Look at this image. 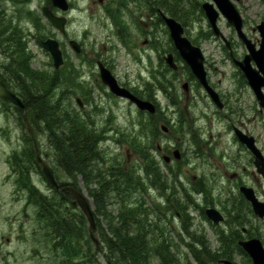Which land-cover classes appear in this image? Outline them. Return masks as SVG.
Returning <instances> with one entry per match:
<instances>
[{
  "label": "flooded vegetation",
  "instance_id": "af4514ba",
  "mask_svg": "<svg viewBox=\"0 0 264 264\" xmlns=\"http://www.w3.org/2000/svg\"><path fill=\"white\" fill-rule=\"evenodd\" d=\"M86 1L87 6L84 9L90 17L94 21L106 22L113 29L119 45L123 49H129L133 54L135 63L149 70L150 82H145L142 88H132L121 84L103 62L121 87L128 89L140 100L151 102L155 106V113L140 110L130 100L112 94L101 82L98 70L99 83L111 100L126 102L135 109L137 122L133 130L138 129L139 134L138 132H130V134L141 141H135L133 144L139 143V148L154 146L152 157L158 168H164L172 177V181L178 175L176 191L181 197L180 200L184 201L181 211L176 214L179 220L186 223L189 219L194 220L188 212L191 208L198 218L210 227L209 234L213 240L208 238L204 230L198 231L200 240H194L187 231H182V245L187 259L215 260L218 264H222L223 261L234 263L235 259L239 258L244 264H253L250 252L242 243L257 241L259 243L255 245L260 244L264 248V234H262L264 232L262 231L264 230V73L255 60L261 58L257 55V51L261 49L262 44V31L259 26L264 24V20L259 17L254 25L248 22L250 20L247 17L249 13L247 0H228L232 5V12L240 18V28L229 22L219 7V0ZM8 2L15 6L16 3H21L20 10L25 7L29 14L36 16L38 21L34 26L36 35L32 34L34 37L41 32L42 21L47 27L53 28L56 35L62 38L67 36L70 13L74 10L73 0H66L67 10L56 7L51 0H8ZM207 9L216 13L217 29L213 28ZM44 10L52 16L65 18L64 32L58 30L49 21ZM220 21L226 22L228 30L222 29ZM173 34L180 39H176ZM56 41L62 52L63 63L54 72L69 79L75 75L74 67L72 68L66 61L61 42ZM71 41L68 40V43L72 48ZM187 42L202 53L206 81L211 92L197 79L183 56V51L188 47ZM78 44L80 52L76 55L82 52V46ZM219 54L221 56H217ZM213 56L220 60L215 63L216 59H212ZM242 62L244 67L256 71L253 73L255 82L252 83L246 76L239 65ZM225 64L231 72L229 79L232 90L223 91L222 79L215 81L214 77L220 69L217 65ZM77 76V79L82 80L83 75ZM85 84L83 80L78 87L85 88ZM90 90L91 93L87 90L83 97L74 96L77 106L81 108L79 112L82 111L81 113L90 116L89 128L104 134L120 132L113 126V117L117 115L115 116L108 107H104L106 115H103L108 121L103 123L93 120L102 104L89 101L90 95L93 97L94 94V90L92 91L91 88ZM160 97L167 100V108L162 109ZM232 101L238 104L234 106ZM3 113L5 114L6 111H2ZM177 122L181 131L178 141L173 142L175 138L173 127ZM214 122L223 126L224 136L229 141H222V135L214 134L211 129H207V124L212 126ZM39 131L43 133L42 128ZM156 134L163 139V142L157 141L152 144L151 139L153 140ZM108 143V140H98L99 147H104ZM43 150V145L39 144V153L53 168L59 186L51 188L40 166L39 174L32 175L33 185L41 195L55 198L59 196L61 201L66 196L67 204L79 211L71 204L73 198L69 187L78 190L73 185V177L66 176L58 170L53 161L54 153L50 144L49 150ZM129 159L128 157V162ZM137 160L139 161L138 158ZM21 164L24 166V163ZM13 175L17 189L14 193L21 192L26 199L22 211L28 210V207L33 209L30 203L27 204L28 194L24 185L17 188V175L14 172ZM61 176H65L67 181H61ZM19 178L23 180L25 175H19ZM41 178L49 185L47 190L40 186ZM88 197L91 199L89 194ZM35 216L39 221H31L30 217L22 219L18 214L13 217L14 223L23 220L24 224L19 225L17 231L27 236L26 242L27 238H34V242L40 244V247L36 245L34 252L30 253L29 259L32 264H39L44 252L48 261L57 260L59 251L56 243L58 236L56 225L41 221L39 216L36 214ZM77 224L83 223L78 220ZM25 225H32L27 232L24 230ZM83 237L90 238L89 229L86 232V227L83 228ZM3 241L5 245H0V264H12L15 260V257L12 259L14 255L4 252L11 246L10 238H3Z\"/></svg>",
  "mask_w": 264,
  "mask_h": 264
},
{
  "label": "trees",
  "instance_id": "16d2710c",
  "mask_svg": "<svg viewBox=\"0 0 264 264\" xmlns=\"http://www.w3.org/2000/svg\"><path fill=\"white\" fill-rule=\"evenodd\" d=\"M3 14L0 12V78L16 91L23 100L25 109L0 102L2 111L16 112L17 117H21V126L26 129L22 117L25 112L36 134L40 132L36 124H40L43 133L47 134L58 170L66 176H72L76 187L77 179L81 177L94 205L97 233L101 242L98 247L90 238L83 237L86 221L80 211L67 204L66 196L62 201L59 196H44L33 185L32 175L40 167L35 162L36 153L31 138L24 130L23 140L26 146L21 153H14L10 157V164L17 175L18 187L24 185L35 214L41 221L56 225L59 255L64 261H72L71 258L78 256L76 260L85 259L87 264H97L96 253H103L108 264H181V258L173 252L175 246L180 249V243L175 245L168 235L169 230H173V221L168 226L165 222L168 213L173 216L169 203L174 202L178 208L177 201L170 198L166 207L163 202H154L150 207L145 201L144 195L151 190L150 185L162 193L167 187V180L161 175L157 163L147 150L150 147L139 148V143L134 145L135 141L131 142L140 157L137 162L140 170L130 165L126 168V160L125 163L112 161L113 155L108 149L104 150L98 145V140H103L107 134L89 128L90 116L71 109L66 103H70L68 98L75 96L74 92L68 85H63L62 89L59 85H75V81L55 73L51 77L32 72L31 81L26 76L31 55L27 51L25 37L18 27H12L8 23L6 26ZM4 44H7V48L3 47ZM58 89L62 94L57 92ZM22 174L25 175L23 180L19 178ZM111 201H116V213L108 210ZM99 218H103L106 223L105 229L101 227ZM78 220L83 224H77ZM189 221H180L178 224L179 241L182 230L188 232L192 227V222ZM192 237L200 240L198 235L193 234ZM86 249L89 260L86 258ZM186 261L184 264H190V260ZM211 261L194 262L207 264Z\"/></svg>",
  "mask_w": 264,
  "mask_h": 264
},
{
  "label": "rangeland",
  "instance_id": "374dc122",
  "mask_svg": "<svg viewBox=\"0 0 264 264\" xmlns=\"http://www.w3.org/2000/svg\"><path fill=\"white\" fill-rule=\"evenodd\" d=\"M73 2L74 10L70 13V23L68 26L67 36L65 38H62L56 35V33H54L53 28L51 29L50 27H47L42 21L41 32L38 34V37H36V39L52 37L61 42L62 50L65 52L64 56H66V61L69 62L72 68L74 67L75 75H73L71 79L75 81L76 84L74 85L73 83H62L59 85L60 89H62L63 85H68L69 88L72 89V91L74 92V95L78 97L85 96L87 90H89L91 93L90 88L92 89V91L94 90L93 97L90 95L89 101L91 100L93 102H98L102 104V106L97 109L98 115L93 118V120L95 122L103 123L108 121V119H105L104 117L106 115L104 107H108L113 111L115 116L117 115V117H113V126L120 131H115L114 133H108L107 135H105L102 141L108 140L109 143L106 144L104 147H100L104 150H106L105 148L108 149V151L113 155L112 161H117V163H125V160L128 161V155L130 159L129 162L125 163V166H127L128 163H133L134 165H136L135 160L137 158L139 159V157L138 153L135 151L136 148L132 146L131 142H140L141 139L135 138V135L131 136L130 134V132H138L139 134L138 129L133 130L137 122V115L135 113V109L131 108L130 105L126 102L118 101L115 99L111 100V97L106 94L105 89L102 90L103 88H101V85L99 83L100 79L98 69L96 67V61L106 63L121 84L129 85L132 88H142L144 83L149 81V70H146L145 67H141L135 63L133 59V54L130 52L129 49H123L119 45V42L113 34V29H111L106 22L94 21L90 17L89 13L84 9L87 6L86 0H73ZM16 4L17 5L15 6L14 4L9 3L8 0H0V12L4 13L3 15L6 26H8V23L11 24L12 27H18L25 37L24 40H26L25 42L27 43L28 47L27 51L31 55V61L28 65V71L26 72V76H28L30 81L32 80L30 78L31 75H33L32 72L36 74L42 73L46 74L47 76L54 77L55 72L51 57L46 51H44V49L41 47L38 41L35 40V37L33 36L35 35V23L38 21L36 20V16L33 14H29L27 8L25 7L20 10L21 8L19 7L21 6V3ZM247 4V7L249 8V13H247V17L248 20H250L248 22L251 25L256 24L259 20V17H262V19L264 20L263 0H247ZM220 25L223 30H228L225 21H220ZM68 40H75L81 44L82 52L80 53V55H76L75 51L70 47ZM5 45L7 46V44H4L3 47L7 48ZM209 55L211 56L212 54ZM217 56H221V54ZM215 57L213 56L212 59H216V63L220 59ZM217 67H219L220 69L216 73V77H214V80L216 81L217 79H222L221 89L223 91H226L227 89L232 90V84L229 79V75L231 73L230 69L226 66V64L217 65ZM64 71L66 72V69H64ZM79 74L80 76L83 75L82 80L77 79L78 76L76 77V75ZM226 78L228 79L225 80ZM83 80L86 82V84L84 85L86 87H78ZM57 92L62 94V91H60L59 89L57 90ZM68 100L70 101V103H66L69 104L71 109H74L75 111L79 112V110L76 109L77 104L75 103L74 96H70V99L68 98ZM159 102L162 109H165V107L167 108L166 99L164 100L163 97H160ZM232 103L234 106L238 104V102L234 103L233 101ZM22 117L24 119L23 115ZM202 124L204 126L206 125L204 124V122ZM24 128L25 127H23V125L21 126V117L19 115L17 117L16 112L7 110L5 114H2V105L0 103V245H5V240L3 241V238H10L11 246L10 248H8V250H4V252L7 254L14 255L12 259L15 257V260L12 261V264H32L29 259V255L30 253H32V251L34 252V249H36V245H39L40 247V244L34 242V238H27L28 241L26 242L25 237L27 236L24 235V233L17 231V227L21 224H24L22 219L25 217H30L31 221H39L38 218L35 216V211L31 209V207H28V210L24 212L22 211L23 207H25L26 199L24 198L23 193H14L15 191H17V189L14 182L13 168L9 163L10 157L14 153H21V150L26 146L23 137H25L24 130L25 133H27V131ZM207 129H211L214 134L222 135V141H229L227 137L224 136L222 130L223 126L217 125L214 122L212 126H209V124H207ZM173 130V135L175 137L173 139V142H177L181 131L178 122L173 127ZM37 140L39 144L43 145L44 150H49L50 143L48 141L47 134L37 132ZM157 141L163 142V139L156 134L154 136V139H151V142L152 144H154ZM150 148H148L147 150L148 152L150 151V155L153 156L154 153H152V151H154V148L152 146H150ZM159 169L161 175H163L165 180H167L166 190L162 193L154 186L150 185L151 190L148 191L146 195H144L146 203L148 204V206L151 207L154 202H163L164 206L166 207L167 201H169V196L170 198H174V200L179 201V204L177 205L178 210L181 211V207L183 206L182 204L184 203V201L183 199L180 200L181 197L179 196L178 191H176L178 189V175L174 178V182L172 181V177L167 174V171L164 168L159 167ZM37 174L39 173H35V175ZM60 180L67 181L65 176H61ZM45 184L46 183H44L43 179L41 178L40 186H42V189L47 190L49 188V185ZM77 185L79 189L85 192V194L88 196V188L85 187L80 177L77 179ZM94 187L95 186H93V188ZM28 203L29 201L27 197V204ZM92 206L94 210L93 203ZM108 210L110 213L117 212L116 201H111L109 203ZM167 212L168 210H166V213ZM188 212L191 213V216L194 218V220H192V228L190 229L193 234L200 235L198 231L204 230L208 235V238L213 240V237L209 234L210 227L207 225V223H204L202 219H199L196 213H194L191 208H189ZM17 214L22 219L18 220L17 223H14L13 217H16ZM80 214L82 213L80 212ZM99 220L101 222V227L105 229L106 223L103 221V218H99ZM172 221L173 230H169L168 235L172 237V240L175 245H178L179 243L181 244L177 235L179 226L178 224L180 223V220L176 217H173L171 213H168V218L165 219L167 226L172 223ZM165 222L164 224H166ZM31 224L33 225V223ZM32 225H25L24 230L27 232V229H29V227ZM87 230L88 224L86 223V232ZM262 234H264V232H262ZM96 235L98 236V233H96ZM87 251L88 250L86 249V253ZM173 252L181 258V264L187 262L186 252L182 244L180 245V249L175 246ZM88 257L89 255L87 253L86 258L89 260ZM96 257L97 264H108L107 262H109L105 258V256H103V253H96ZM77 258L78 256H76L75 258H71L70 260L73 259L72 261H64V259L60 255H58L57 260L49 259L48 261L46 259L45 253L43 252V259L39 262V264H48L49 262L51 264H87L85 259L81 261L76 260ZM234 263L244 264L243 260H240L239 258H236ZM190 264L196 263L190 260ZM207 264L218 263L215 261H211L207 262Z\"/></svg>",
  "mask_w": 264,
  "mask_h": 264
},
{
  "label": "water",
  "instance_id": "95a60500",
  "mask_svg": "<svg viewBox=\"0 0 264 264\" xmlns=\"http://www.w3.org/2000/svg\"><path fill=\"white\" fill-rule=\"evenodd\" d=\"M53 4L60 8L61 10H67L68 5L66 0H51ZM231 4L228 2V0H219V7L222 10L223 14L228 18L229 22L240 28L241 23H240V18L232 12L231 9ZM47 15V18L49 21L61 32H64V26L66 24L65 18H59L52 16L50 13L45 12ZM207 14L210 19V22L213 26L214 29H217L216 26V13L214 14L213 12H210L209 9H207ZM235 17H233V16ZM259 29L262 31V44H261V49L257 51V55L261 58L257 59L255 58L258 67L260 70L264 73V24H261L259 26ZM173 36L176 39L178 38L177 35L173 34ZM185 41V40H183ZM188 47L186 48V51H183V56L186 58L188 64L190 65L194 75L197 77V79L206 87L208 88V84L206 81V71L204 69V64H203V56L200 50L194 49L190 46V44L187 42ZM43 48L51 55L53 62H54V67L58 69L62 63H63V56L62 52L60 51L59 48V43L53 39H48L44 42H42ZM71 46L76 52H80L79 45L75 41H71ZM245 62V61H244ZM240 63L239 65L242 67L244 70L246 76L248 79L253 83L255 82V77L253 73L256 71H253L250 68L244 67L243 63ZM98 67L100 70V78L103 84L108 86L110 92L118 97L126 98L136 104V106L140 110H146L150 113H155V106L148 101H143L137 98L134 94H132L128 89L121 87L118 84L117 79L112 75L109 69H107L101 62H98ZM209 90V88H208ZM209 92H211L209 90ZM213 93V92H212ZM0 99L7 103L11 104L19 109H24L25 104L22 101V99L16 94L14 90H12L1 78H0ZM24 118L26 120V126L28 133L32 139V142L34 144L35 150L37 152L35 156L36 163L40 165L42 172L48 182V184L52 188H58V182L55 178V173L53 168L45 162V160L42 158V156L39 153V144L38 140L36 138V135L34 133V130L32 129V126L27 120L26 115H24ZM71 192V196L73 198L72 205L74 207H79L80 210L82 211L83 215L85 216L88 226H89V234L90 238L92 239L93 243L98 247L99 246V240L96 237V221L94 217V213L91 208L90 202L87 200L86 196L84 193L74 189L73 187L69 188ZM255 243H259L257 241L249 242V243H242L243 247L247 249L251 257L253 259V264H264V248L258 244L255 245ZM224 264H232L229 261H224Z\"/></svg>",
  "mask_w": 264,
  "mask_h": 264
},
{
  "label": "bare ground",
  "instance_id": "6f19581e",
  "mask_svg": "<svg viewBox=\"0 0 264 264\" xmlns=\"http://www.w3.org/2000/svg\"><path fill=\"white\" fill-rule=\"evenodd\" d=\"M72 186H70L69 188H71Z\"/></svg>",
  "mask_w": 264,
  "mask_h": 264
}]
</instances>
